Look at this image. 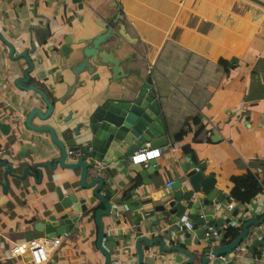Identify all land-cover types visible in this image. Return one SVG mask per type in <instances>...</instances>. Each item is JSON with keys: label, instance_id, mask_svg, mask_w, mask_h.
Returning a JSON list of instances; mask_svg holds the SVG:
<instances>
[{"label": "crops", "instance_id": "0c3cea01", "mask_svg": "<svg viewBox=\"0 0 264 264\" xmlns=\"http://www.w3.org/2000/svg\"><path fill=\"white\" fill-rule=\"evenodd\" d=\"M119 12L111 23L118 48H103L121 59V69L127 73L116 79L106 75L92 79L83 68L74 75L68 66L71 58L60 55L64 40L71 39L73 47L79 38L101 32ZM0 33L15 52L33 43L36 57L42 58L35 59L25 82L42 88L54 109L45 119L34 114L35 124L50 123L63 139L59 123L72 127L80 114L93 110L96 100L127 95L121 86L134 82L140 87L149 74L165 128L162 151L176 145L170 157L156 155L146 174L151 178L146 184L149 192L167 191L171 184L166 182L180 174L182 161L193 165L204 159L203 173L217 178L221 194L214 213L221 218L219 227L247 210L264 208V0H0ZM111 44H116L114 39L107 46ZM26 64L23 59L11 60L0 41V120L7 124L5 132L0 130V157L17 152L23 142L26 155L31 154L28 148H55L49 132L36 133L24 125V113L32 105L46 109L35 90L20 89L12 82ZM195 115L204 124L197 135L191 123ZM180 128L187 131L175 138ZM213 131L218 138H210ZM143 147L150 150L148 140ZM104 167L115 180H128L120 167L113 171V162ZM58 169L42 167L40 182L29 174L10 177L6 191L0 190V264H36L28 253L12 256L7 248L25 237L46 235L33 222L49 207L53 187L63 184ZM130 215L118 219L116 224L123 228L108 232L102 240L105 246H114V240L121 238L124 224H131ZM103 218L110 227L107 216ZM77 228L74 234L61 235L50 251L53 264H103L104 255L94 243L97 228L92 216ZM243 255L229 264H264V248Z\"/></svg>", "mask_w": 264, "mask_h": 264}, {"label": "water", "instance_id": "95a60500", "mask_svg": "<svg viewBox=\"0 0 264 264\" xmlns=\"http://www.w3.org/2000/svg\"><path fill=\"white\" fill-rule=\"evenodd\" d=\"M120 15L119 12L114 19L103 24L101 32L76 40L73 47L69 45L71 39L64 40L60 55L71 58L68 66L74 75L83 68L92 79L105 75L116 79L127 73L121 69V59L112 55L111 49L103 48H118V37L111 23ZM0 39L11 60L23 59L27 62L20 75L12 78L13 84L20 89L35 90L46 106L43 110L32 105L24 113V125L36 133L49 132L48 139L55 145L51 149L46 146L28 148L31 154L26 155V143L23 142L17 152H8V157H0V190L6 191L10 177L22 179L29 174L40 182L42 167H59L57 173L63 181V184L53 187L55 196L50 198L49 207L42 218L33 222L37 231L48 237L74 234L77 227L92 216L97 228L94 243L104 255L103 264H220L217 255L229 250L238 240L246 241L245 249L249 251V256L263 250L264 235L261 231L264 230V208L247 210L238 215L231 223L240 225L238 232L222 243L210 245L201 238L204 222L218 227L221 223L220 216H214L221 202L217 178L203 173L204 159L193 165L191 161H182L179 164L181 172L167 191L154 195L149 192L146 184L150 183L151 178L146 174L153 169L156 155L166 144L162 138L165 128L159 103L149 74H146L140 87H134V82L121 86L127 95L96 100L93 110L80 114L81 118L72 127L59 123L58 130L64 136L60 139L53 125L35 124L31 119L34 114L45 119L54 109L53 100L47 97L42 88L32 81L25 82L35 59L38 62L42 60L36 57L34 44L30 43L29 48L24 46L15 52L14 46L2 33ZM112 39L116 44L107 46ZM96 65L97 70L94 71ZM65 120L63 118L62 122ZM6 128L7 124L0 120V130L5 132ZM210 138H218V134L213 131ZM146 140L150 150L146 165H142L144 156L133 152L143 147ZM67 150L71 153H67ZM98 158L103 161L101 172L91 173L88 168ZM106 162H113V171L123 173L128 180L112 178L104 167ZM116 167L120 169L117 171ZM185 209L192 219L191 229H186L177 219L179 212ZM126 213L131 214V224L128 221L124 224L123 235L114 240V246H105L103 238L108 232L115 234L117 228H123L116 223L120 217L125 218ZM104 216H107L110 227L105 226ZM229 263L230 260L225 261V264ZM47 264H53V261L50 259Z\"/></svg>", "mask_w": 264, "mask_h": 264}, {"label": "built area", "instance_id": "2783aa9c", "mask_svg": "<svg viewBox=\"0 0 264 264\" xmlns=\"http://www.w3.org/2000/svg\"><path fill=\"white\" fill-rule=\"evenodd\" d=\"M208 135L210 134V130H207ZM175 143H171L170 145L166 146V150L160 152L159 155H163L166 157H170L173 154ZM3 148H0V154L2 153ZM138 155H143V164L145 165L147 162V154L145 147H139L135 150ZM67 153H71L70 150H67ZM102 159H94L91 165L89 166V171L94 174H98L101 172L102 167ZM174 178L167 180L166 185L169 186L172 184ZM227 206H232V202H227ZM177 219L186 229L192 228V219L188 216V214L184 211H180L177 215ZM205 223V228L201 235V238L208 242L210 245L217 244L219 238L221 236V229L218 226L211 225ZM229 236L225 237L227 240ZM61 240V235L57 234L54 236L48 237L47 235L42 236H31L25 237L19 241L14 242L7 248V254L12 256H24L26 253L29 254L27 256L28 259H32V261L36 262V264H47L50 260V251L58 245ZM224 240V241H225ZM245 242L244 240H238L236 244L229 248V250L222 252L221 254L217 255V259L220 264H225L226 260H233L236 257L244 258L243 253L246 251L245 249Z\"/></svg>", "mask_w": 264, "mask_h": 264}, {"label": "trees", "instance_id": "16d2710c", "mask_svg": "<svg viewBox=\"0 0 264 264\" xmlns=\"http://www.w3.org/2000/svg\"><path fill=\"white\" fill-rule=\"evenodd\" d=\"M191 123L193 124L194 127V135L199 134V132L203 129V122L200 120V118L195 115L191 117ZM187 128H180L179 130H177L175 132V138H179L182 135H184V133H186ZM184 150L188 149L187 146L183 147ZM222 229V234L219 238V243H222V241L225 240L226 236L232 237L233 235H235L239 228L240 225L239 224H235V225H231V223L225 222L224 224H222V227H220ZM264 238V236H263Z\"/></svg>", "mask_w": 264, "mask_h": 264}, {"label": "rangeland", "instance_id": "374dc122", "mask_svg": "<svg viewBox=\"0 0 264 264\" xmlns=\"http://www.w3.org/2000/svg\"><path fill=\"white\" fill-rule=\"evenodd\" d=\"M239 258H241V257H236V258H234V259H239ZM234 259H233V260H234Z\"/></svg>", "mask_w": 264, "mask_h": 264}]
</instances>
